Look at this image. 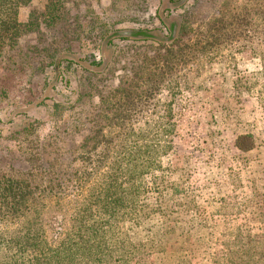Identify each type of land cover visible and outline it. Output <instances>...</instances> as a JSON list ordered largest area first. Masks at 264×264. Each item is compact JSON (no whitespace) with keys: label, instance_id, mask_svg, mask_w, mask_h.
Masks as SVG:
<instances>
[{"label":"rangeland","instance_id":"obj_1","mask_svg":"<svg viewBox=\"0 0 264 264\" xmlns=\"http://www.w3.org/2000/svg\"><path fill=\"white\" fill-rule=\"evenodd\" d=\"M160 1L67 0L55 23L39 19L43 0L20 9L22 21L36 13L40 25L19 38L12 59L0 66V171H11L13 158L25 163L37 145L52 156L56 145L80 142L93 129L97 108L111 113L114 100H123L116 90L120 80L137 79L145 88L140 66L146 61L169 65L154 99L139 107L133 125L121 132L147 126L163 112L161 104L172 100L177 131L163 162L187 196L181 205L169 203L161 222L151 218L128 227L144 245L139 264H177L180 248L189 246L192 264H201L209 239L219 236L225 223L264 230V18L256 10L264 0H189L174 11L187 27L173 47L153 40L104 46L107 31L161 28ZM66 52L82 59L81 69L63 64L56 89L46 88L55 75L54 62ZM111 122L113 115L99 120L97 130L116 131L115 142L122 123ZM126 139L118 138L119 150ZM55 215L62 217L54 211L44 216L50 239ZM7 224L0 222L4 241Z\"/></svg>","mask_w":264,"mask_h":264},{"label":"trees","instance_id":"obj_2","mask_svg":"<svg viewBox=\"0 0 264 264\" xmlns=\"http://www.w3.org/2000/svg\"><path fill=\"white\" fill-rule=\"evenodd\" d=\"M32 1L0 0L1 67L12 59L19 38L40 25L36 13L28 21L20 19V9ZM43 1L45 10L39 19L55 23L67 0ZM188 1L161 0L156 8L161 28L107 31L102 36L104 46L113 45L116 40H153L173 47L187 27L174 11ZM262 8L256 10L264 18V5ZM6 48H10V53L4 52ZM146 62L138 70L146 72V87L140 88L137 79L126 80L127 84L120 80L116 90L122 93L123 100H118L121 96L114 100L111 113H106L105 107L97 108L93 129L80 142H73L69 148L56 145L52 156H48L45 145H37L35 152L24 157L25 163L13 158L12 170L0 171V222L7 220L9 226L5 241L1 239L0 227V264H139L144 245L133 239L128 226L138 227L151 218L161 222L169 203L181 205L179 201L187 196L181 184L171 180L172 169L163 162L173 150L177 131L172 100L161 104L163 112L159 111L147 126L121 132L128 123L133 125L138 108L154 99L168 73L169 65ZM82 63L81 58L66 52L54 62L55 75L46 88L56 89L63 64L66 69H81ZM262 104L264 109V101ZM159 105L160 101L156 103ZM108 115H113L111 126L122 123L116 138H128L123 151L117 148V140L113 141L116 131L97 130L99 120ZM99 147L103 149L100 152ZM238 147L245 146L240 143ZM39 154L42 155L38 157ZM52 211L62 217L54 216L55 233L50 239L44 216ZM178 253L177 264H192L190 246L180 248ZM201 264H264V230L253 232L242 223H225L221 234L209 239Z\"/></svg>","mask_w":264,"mask_h":264}]
</instances>
